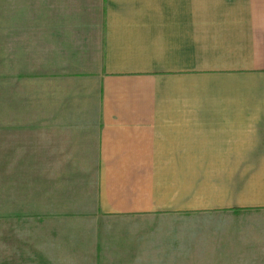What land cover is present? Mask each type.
Instances as JSON below:
<instances>
[{
  "label": "crops",
  "instance_id": "crops-1",
  "mask_svg": "<svg viewBox=\"0 0 264 264\" xmlns=\"http://www.w3.org/2000/svg\"><path fill=\"white\" fill-rule=\"evenodd\" d=\"M0 29L7 160L59 208L13 264H264V0H0Z\"/></svg>",
  "mask_w": 264,
  "mask_h": 264
},
{
  "label": "rangeland",
  "instance_id": "rangeland-1",
  "mask_svg": "<svg viewBox=\"0 0 264 264\" xmlns=\"http://www.w3.org/2000/svg\"><path fill=\"white\" fill-rule=\"evenodd\" d=\"M6 37L7 30L0 29V264H13L17 259L9 254L15 256L27 246L39 245L38 237L47 240L37 220L50 217L59 208L51 205V198L41 188L40 174L12 172L7 160L5 122L11 112L7 109L5 85Z\"/></svg>",
  "mask_w": 264,
  "mask_h": 264
}]
</instances>
